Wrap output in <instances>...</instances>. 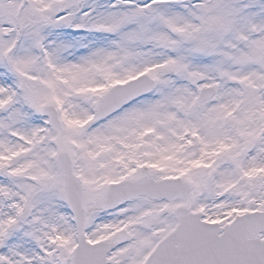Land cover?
I'll return each instance as SVG.
<instances>
[{"label": "snow or ice", "instance_id": "6c2138e0", "mask_svg": "<svg viewBox=\"0 0 264 264\" xmlns=\"http://www.w3.org/2000/svg\"><path fill=\"white\" fill-rule=\"evenodd\" d=\"M0 264H264V0H0Z\"/></svg>", "mask_w": 264, "mask_h": 264}]
</instances>
